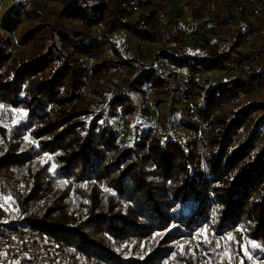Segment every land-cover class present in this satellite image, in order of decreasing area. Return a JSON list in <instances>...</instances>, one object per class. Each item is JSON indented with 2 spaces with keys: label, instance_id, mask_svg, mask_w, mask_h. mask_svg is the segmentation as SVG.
<instances>
[{
  "label": "trees",
  "instance_id": "trees-1",
  "mask_svg": "<svg viewBox=\"0 0 264 264\" xmlns=\"http://www.w3.org/2000/svg\"><path fill=\"white\" fill-rule=\"evenodd\" d=\"M6 1L0 235L36 233L42 264H264V102L246 99L264 57L205 81L253 52L264 22L245 1L219 23L195 0H169V21L163 0L138 16L125 0ZM187 101L200 136L178 132Z\"/></svg>",
  "mask_w": 264,
  "mask_h": 264
},
{
  "label": "built area",
  "instance_id": "built-area-1",
  "mask_svg": "<svg viewBox=\"0 0 264 264\" xmlns=\"http://www.w3.org/2000/svg\"><path fill=\"white\" fill-rule=\"evenodd\" d=\"M227 0H195L198 6L203 7L204 14L207 18L216 20L218 22H225V14L231 15L234 13V8L229 6ZM247 10L250 15L259 18L264 22V0H244ZM84 3L83 0L80 1ZM157 0H125L126 8L131 12L132 16H138L145 10H150ZM157 26L153 20L149 24L143 22V29L151 31ZM129 35V34H128ZM161 43L160 39L155 42L156 45ZM264 57V29L259 32L253 45V52L251 56L242 61L240 66L236 69L229 71H221L213 74L208 73L205 75V80L213 76L220 77L221 75H230L239 73L240 69L246 65H254L257 60ZM0 252H2L12 263L16 262L20 255L27 257H36L37 259L33 264H42L39 260L40 246L38 244V236L34 232H10L8 234L0 235Z\"/></svg>",
  "mask_w": 264,
  "mask_h": 264
},
{
  "label": "rangeland",
  "instance_id": "rangeland-1",
  "mask_svg": "<svg viewBox=\"0 0 264 264\" xmlns=\"http://www.w3.org/2000/svg\"><path fill=\"white\" fill-rule=\"evenodd\" d=\"M26 1H34V0H26ZM164 1V6H165V10H164V13H165V16L167 17V20L169 21L172 17V12L173 10L175 9L176 5H178L177 3H174V2H171L169 0H163ZM13 7V3L12 2H4L2 4V7L0 9V19L1 21H5V19L7 20H10L12 18V8ZM52 7V6H51ZM23 12V10H22ZM204 18H206L204 16ZM249 18L250 20L254 21L255 20V17L250 15L249 14ZM21 21H22V24L24 23V17L21 18ZM216 21V20H215ZM184 22L186 24H189L191 22V12L189 10H186L185 11V14H184ZM216 23H219L218 21H216ZM262 29H264V24L260 26ZM231 28V33L235 32V28L233 26L230 27ZM227 38H230L229 36ZM109 55V50L106 49L104 51H102L100 53V55L98 56V60H102L104 59L106 56ZM184 79H188L187 76L185 75L183 77ZM218 77L216 76H213L212 78H209L211 80H215L217 79ZM206 81V80H205ZM247 101H262L264 102V89L261 90V91H257L254 95H251V96H247ZM241 102H244V101H241ZM246 102V101H245ZM193 101H187V102H184L181 106V109H182V115L181 117H176L175 118V121L177 123H179V128H178V132L180 133V135L182 136H200L202 134V126H199L198 129H195L191 126H189L187 124V121L188 119L190 118V112L193 110ZM169 109L165 111L166 114H169ZM156 114V112H155ZM157 116V114H156ZM158 117V116H157ZM156 117V118H157ZM236 238L238 241L242 242L243 238H242V234L241 233H236ZM208 264V263H206Z\"/></svg>",
  "mask_w": 264,
  "mask_h": 264
}]
</instances>
